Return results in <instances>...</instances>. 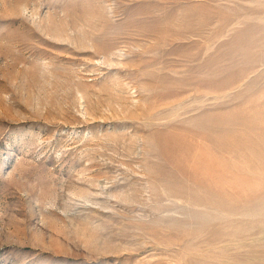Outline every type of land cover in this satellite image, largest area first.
Instances as JSON below:
<instances>
[{"label":"rangeland","instance_id":"374dc122","mask_svg":"<svg viewBox=\"0 0 264 264\" xmlns=\"http://www.w3.org/2000/svg\"><path fill=\"white\" fill-rule=\"evenodd\" d=\"M0 264H264V0H0Z\"/></svg>","mask_w":264,"mask_h":264},{"label":"bare ground","instance_id":"6f19581e","mask_svg":"<svg viewBox=\"0 0 264 264\" xmlns=\"http://www.w3.org/2000/svg\"><path fill=\"white\" fill-rule=\"evenodd\" d=\"M103 190V189H102Z\"/></svg>","mask_w":264,"mask_h":264}]
</instances>
